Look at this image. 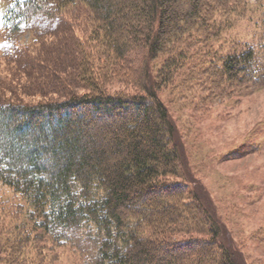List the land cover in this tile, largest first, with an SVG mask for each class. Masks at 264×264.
<instances>
[{
    "label": "trees",
    "instance_id": "obj_1",
    "mask_svg": "<svg viewBox=\"0 0 264 264\" xmlns=\"http://www.w3.org/2000/svg\"><path fill=\"white\" fill-rule=\"evenodd\" d=\"M76 1L9 0L0 14L3 48L9 49L10 40L17 41L24 30L50 27L46 19L55 18L56 10ZM80 1L100 22L94 37L96 33L98 38L106 37L105 44L111 53L115 51L116 59L122 60L132 46L147 48L142 94H106L96 86L99 78L95 74L75 64L68 80L71 84L86 82L84 93L62 86L54 94L63 99L0 102V184L17 199L15 206L8 201L12 215L22 217L9 228V262L16 263L23 245L37 242L44 233L54 245L75 249L81 264H211L208 260L214 258L213 252L233 264L230 243H220L215 223H211L208 239H178L174 237L179 216L176 203L161 195L166 203L161 202L160 210L153 212L150 206H142L144 201L138 202L143 194L183 189L177 183H166L167 177L177 176L180 155L173 143V121L153 88L185 72L187 66L188 71L201 74L204 64L213 67L219 77L235 79L243 74L260 83L264 80V54L260 53L264 45L256 47L260 50L251 47L218 55L205 43L189 61L187 46L219 31L214 32L204 19L205 0H188L190 9L183 12L187 19L179 17V0ZM66 33L65 37L75 38ZM170 44L174 48L169 52ZM17 49L10 57L19 64L34 69L43 64L44 59L30 60L38 52L36 47ZM162 52L165 56L153 76L147 67ZM37 93L47 97L39 89ZM117 117L119 122L114 125ZM101 120L104 125H99ZM103 138L104 143H111L112 151L99 143ZM111 154L119 158L111 162ZM138 206L142 209L132 210ZM148 222L153 227H147ZM169 248L176 251L173 257L158 258Z\"/></svg>",
    "mask_w": 264,
    "mask_h": 264
},
{
    "label": "rangeland",
    "instance_id": "obj_2",
    "mask_svg": "<svg viewBox=\"0 0 264 264\" xmlns=\"http://www.w3.org/2000/svg\"><path fill=\"white\" fill-rule=\"evenodd\" d=\"M8 2L0 0V14ZM203 3L206 4L204 14L207 13L204 19L214 27V32L219 31L216 36H206L204 42L192 41L187 46L189 61L196 58L194 53L205 43L218 55L251 47L260 50L256 47L264 45V0H205ZM177 9L179 17L187 19L183 12L190 9L189 1L179 0ZM56 13L55 18L46 19L51 22L50 27L24 30L17 41L10 40L9 49L3 48L5 38L0 31V102L63 99L64 96L54 94L62 86L84 93L86 82L71 84V79L68 80L74 75L75 64L95 74L99 78L96 86L106 94L141 93V78L145 74L142 63L147 57V48L132 46L122 60L116 59L115 51L111 53L105 44L106 37L98 38L97 33L94 37L100 22L92 18L82 1L66 4ZM65 32L75 38L65 37ZM28 46L36 47L39 52L30 58L44 59L35 69L10 57L17 48ZM168 48L172 51L174 44ZM81 53L83 56H79ZM260 53L264 54V49ZM164 56L162 52L150 60L148 73L157 75ZM204 65L201 74L188 71L190 66H187L185 72L176 73L158 89L153 88L173 121V143L180 155L177 176L167 177L166 183H177L183 189L178 193L143 194L138 202L144 201L142 206L148 205L151 211L158 212L160 203H166L161 200L162 195L179 206L175 238L208 239L211 223H215L217 239L220 243H230L233 264H264V80L256 84L243 74L235 79L219 77L213 67ZM38 89L47 97L38 94ZM118 118H114V125L119 122ZM104 122L98 123L104 125ZM99 143L108 145L112 151L111 143H104V138ZM118 158L111 154L110 161ZM14 199L17 200L0 184V264H11L12 251L7 244L9 228L22 219L19 214L12 215L10 207L15 206ZM138 208L141 207L132 210ZM32 244L23 245V252L13 264H81L75 249L54 245L47 234L41 233L40 239ZM173 252L176 253L169 248L157 256L167 260ZM213 253L214 258L208 260L211 264H226L217 252Z\"/></svg>",
    "mask_w": 264,
    "mask_h": 264
}]
</instances>
